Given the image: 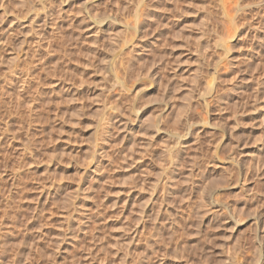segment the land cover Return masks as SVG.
Returning a JSON list of instances; mask_svg holds the SVG:
<instances>
[{
  "label": "rangeland",
  "instance_id": "rangeland-1",
  "mask_svg": "<svg viewBox=\"0 0 264 264\" xmlns=\"http://www.w3.org/2000/svg\"><path fill=\"white\" fill-rule=\"evenodd\" d=\"M22 1L0 264H264V0Z\"/></svg>",
  "mask_w": 264,
  "mask_h": 264
},
{
  "label": "bare ground",
  "instance_id": "bare-ground-1",
  "mask_svg": "<svg viewBox=\"0 0 264 264\" xmlns=\"http://www.w3.org/2000/svg\"><path fill=\"white\" fill-rule=\"evenodd\" d=\"M24 1V0H23ZM22 1V2H23ZM25 3V2H24ZM28 3V2H27ZM229 3H228V0H226V5L224 6V9H226L227 8V5H228ZM230 4L233 6V9H234V11L235 12H237V14L238 13H240V11L242 10V4H241V2H240V0H231V2H230ZM25 5V4H24ZM230 20V19H229ZM2 41V40H1ZM4 47V46H3ZM2 47V48H3ZM12 63H13V61H12ZM150 126L151 127H155V120H153V121H150ZM96 149V148H95ZM96 152H97V150H96ZM96 152H94L95 154H96ZM98 153V152H97ZM8 201V200H7ZM1 203V202H0ZM144 217V216H143ZM143 223V222H142ZM101 263V262H100Z\"/></svg>",
  "mask_w": 264,
  "mask_h": 264
}]
</instances>
